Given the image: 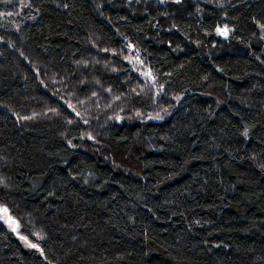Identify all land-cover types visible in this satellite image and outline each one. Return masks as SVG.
<instances>
[{"label": "trees", "instance_id": "1", "mask_svg": "<svg viewBox=\"0 0 264 264\" xmlns=\"http://www.w3.org/2000/svg\"><path fill=\"white\" fill-rule=\"evenodd\" d=\"M0 205V264H264V0H0Z\"/></svg>", "mask_w": 264, "mask_h": 264}, {"label": "rangeland", "instance_id": "2", "mask_svg": "<svg viewBox=\"0 0 264 264\" xmlns=\"http://www.w3.org/2000/svg\"><path fill=\"white\" fill-rule=\"evenodd\" d=\"M137 60V59H136ZM136 63H138V60L136 61ZM143 67V66H141ZM3 209H5L4 206L0 205V218L9 226V228H11L16 234L17 236L29 247H32L33 245L36 246V244L34 242H32L31 240H29L21 231V227L19 225V223L15 220V218L7 211V213H5L3 211Z\"/></svg>", "mask_w": 264, "mask_h": 264}, {"label": "snow or ice", "instance_id": "3", "mask_svg": "<svg viewBox=\"0 0 264 264\" xmlns=\"http://www.w3.org/2000/svg\"><path fill=\"white\" fill-rule=\"evenodd\" d=\"M3 211H4L5 213H7L8 210L5 208V209H3ZM33 247H35V245H33Z\"/></svg>", "mask_w": 264, "mask_h": 264}]
</instances>
